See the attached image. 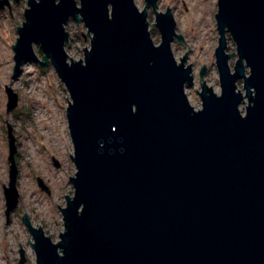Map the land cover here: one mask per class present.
Masks as SVG:
<instances>
[{
    "label": "water",
    "instance_id": "obj_1",
    "mask_svg": "<svg viewBox=\"0 0 264 264\" xmlns=\"http://www.w3.org/2000/svg\"><path fill=\"white\" fill-rule=\"evenodd\" d=\"M145 2L141 10L134 0H27L11 45L13 75L29 60L54 68L71 99L75 166L58 242L22 216L35 264H264V0L217 1L220 92L200 83L204 64L200 109L185 94L193 86L187 51L180 63L171 51L174 38L185 43L171 9ZM71 19L90 36L80 60L65 50ZM227 36L235 53L226 51ZM5 90L9 111L17 95ZM7 134L9 215L18 192L9 127Z\"/></svg>",
    "mask_w": 264,
    "mask_h": 264
},
{
    "label": "rangeland",
    "instance_id": "obj_2",
    "mask_svg": "<svg viewBox=\"0 0 264 264\" xmlns=\"http://www.w3.org/2000/svg\"><path fill=\"white\" fill-rule=\"evenodd\" d=\"M6 1L3 9H0V264H19L20 246L25 264H35L36 253L31 245L32 235L22 221V216L26 213L32 226L41 227L54 242H58V234L64 231L60 207L65 206L64 195L73 194L74 188L69 176H74L75 172V166L70 158V154L73 155V143L68 132L65 110L71 99L50 65L41 67L32 61L23 62L13 75L15 61L11 45L17 39V26L22 25L23 11L28 5L27 0ZM217 1L155 2V8L159 12L165 13L166 7L171 9L176 33L180 34L188 45L174 38L171 51L178 63L187 51L185 65L191 64L193 86H186L185 94L194 109H200L202 105L198 94L201 90L200 83L205 82L215 93L220 92L214 57L219 39L214 17L218 9ZM134 3L141 10L146 4L145 0H134ZM147 10L152 41L159 44L160 33L151 26L155 23L153 9L148 6ZM65 29L69 33V42L65 46L69 59H83V48L90 47V36L83 22L77 23L71 19ZM33 46L36 55L42 59L38 46ZM226 51L229 54L235 53L234 44L228 36ZM235 61L236 56L233 55L229 59L230 67H233ZM204 64L206 72L199 83V71ZM238 87L242 88L241 81L238 82ZM6 88L16 93L18 101L17 106L9 111L6 107ZM244 103L240 105L242 113L247 104L245 98ZM8 127L14 136L16 146L14 156L18 192L17 205L9 215L5 210L3 189L9 181Z\"/></svg>",
    "mask_w": 264,
    "mask_h": 264
},
{
    "label": "bare ground",
    "instance_id": "obj_3",
    "mask_svg": "<svg viewBox=\"0 0 264 264\" xmlns=\"http://www.w3.org/2000/svg\"><path fill=\"white\" fill-rule=\"evenodd\" d=\"M3 57V56H2ZM30 61V60H29ZM29 61H27V62H29ZM58 138V137H57ZM55 141V140H54ZM56 142V141H55ZM59 145V144H58ZM61 146V145H60ZM41 161V160H40Z\"/></svg>",
    "mask_w": 264,
    "mask_h": 264
},
{
    "label": "trees",
    "instance_id": "obj_4",
    "mask_svg": "<svg viewBox=\"0 0 264 264\" xmlns=\"http://www.w3.org/2000/svg\"><path fill=\"white\" fill-rule=\"evenodd\" d=\"M38 52L40 53V51L38 50Z\"/></svg>",
    "mask_w": 264,
    "mask_h": 264
}]
</instances>
